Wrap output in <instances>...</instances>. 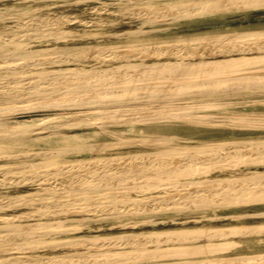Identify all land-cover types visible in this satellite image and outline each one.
Returning <instances> with one entry per match:
<instances>
[{
  "label": "bare ground",
  "instance_id": "6f19581e",
  "mask_svg": "<svg viewBox=\"0 0 264 264\" xmlns=\"http://www.w3.org/2000/svg\"><path fill=\"white\" fill-rule=\"evenodd\" d=\"M220 3V0H202L173 9L194 14L219 8ZM60 5L38 6L40 13L36 16H18L11 20L13 25L0 24V114L16 111L17 107H2L6 102L52 99V103L31 107L58 109L64 115L70 107L81 105L93 111L91 114L99 115L89 117L84 123L45 121L42 132L58 138L54 144L43 145L55 147L45 151H17L4 158L24 160L50 156L70 158L73 162L62 166L54 162L52 167L47 160L17 166L0 164V187L34 190L28 195L6 198L3 204L0 202L1 208L16 209V205L25 204L29 209L22 214L0 215V264H264V253L234 254L241 245L240 238L264 235V225L237 229L226 226L158 229L157 225L181 220L148 216L157 208L154 203L128 196L112 198L113 191L110 192L112 188H118L120 195L137 192L142 182L181 172L191 177L208 176L191 182L195 187L188 194L193 200L187 206L193 209L264 204V143L255 141L246 148L208 149L182 156H177L174 149L165 148L116 159L86 157L92 152L106 154L136 141L150 146H171L180 136L142 139L155 135L140 131L115 133L112 128L134 124L147 128L175 118L206 116L197 108H210V103L220 94L264 89V77H229L232 70L264 61V43L250 44L248 38L252 36H238L229 41H188L172 48L140 47L128 56L127 52L135 50L112 45L94 51L59 52L49 59L28 56L35 43L65 41L71 36L70 31L61 28L63 18L47 13ZM72 19L66 18V22L72 23ZM243 43L248 49L238 48ZM188 44L196 47L187 49ZM222 53L228 54L220 56ZM230 54L236 57L229 58ZM143 103L152 105L133 113L119 112L121 107H138ZM75 127L85 130L75 131ZM25 133L31 132L12 130L10 125L0 123V151L8 149L13 140ZM248 165H255L257 169L248 171ZM215 172L238 175L210 177ZM29 201L38 203L26 205ZM261 216L246 212L222 218ZM111 222L118 232H108L107 224ZM82 249L84 252L79 253Z\"/></svg>",
  "mask_w": 264,
  "mask_h": 264
},
{
  "label": "rangeland",
  "instance_id": "374dc122",
  "mask_svg": "<svg viewBox=\"0 0 264 264\" xmlns=\"http://www.w3.org/2000/svg\"><path fill=\"white\" fill-rule=\"evenodd\" d=\"M133 1L134 0H0V24L9 23L13 25L14 22H11V20L15 17H31L38 15V13H40V11H38V9H40L38 6L45 7L51 4L53 5V3H61L60 6L53 7L47 13L51 16L58 15L63 18L61 28L70 31L71 36L65 41L56 40L49 43H35L34 50L29 51L31 54L28 56L41 59H49L59 52L70 54L75 51H94L96 48L98 49L111 45L116 48H125L124 50H135L133 52H127L125 55L128 56L136 53V50L141 49L140 47L165 46L172 48L188 41H204L206 39L229 41L238 36H252V38H248L250 39V44L255 42L261 46L262 43H264V0H220L221 6L219 8L206 12H196L194 14L181 13L173 8L174 6L184 5L188 2L197 3V1L202 0ZM225 3H228V6ZM110 12L112 14H110ZM16 13L25 14L20 15ZM140 13L142 14L140 15ZM66 18L74 19H72V23H67ZM77 19L78 22L76 21ZM79 20H83V23L87 22V25L83 26L82 22ZM89 20H91V24ZM98 20L99 23L97 22ZM95 22L98 23V25H95ZM195 47L196 46L192 44L186 45L187 49H194ZM238 48L244 50L248 49V46L246 43H243L239 45ZM226 54L228 53H222L220 56ZM232 57H236V55L230 54L229 58ZM178 61H181V59H178ZM263 63L264 61H261L258 64H250V67L245 66L232 70L229 77H247L250 79L262 78L264 77ZM27 73H33V71H27ZM78 98H84V96H79ZM47 100L35 99L33 101L31 99L26 101L20 99L16 100L15 103L6 102L2 105V107L5 108L17 107V109H14L16 110L15 112L13 110H10V112H2L3 114H0V123L10 125L12 130L23 131L27 129L31 133L21 135L18 139L13 140L10 146H7L8 149L1 150L0 164L6 165L8 163L10 164L9 166H17L19 163L21 164L23 162L47 160L49 161L48 166L52 167L54 162H58L61 166L71 161L73 162L70 158L50 156L26 158L24 160H4L5 157L12 153L15 154L17 151H45L48 148L55 147L43 145L50 144L51 142L54 144L56 137L58 138V136H51L46 134V132H42L43 129L41 126L45 121L59 120V122L61 121L63 123H84L89 117H98L99 115V113L91 114L93 111H89L87 107L81 105L70 107L65 113L63 112L64 115H61L62 112L58 111V109L50 110L31 107L50 102L52 103L53 101L52 99ZM176 101L178 100L176 99L171 102L174 103ZM28 102L31 103L27 104ZM150 105H152V103H143L138 107L127 105L121 107L122 111L119 112L126 111L122 114L133 113L134 110V112H136V110L146 108ZM197 110L204 112L203 114H206V116L175 118L166 122H160V124L147 125V128L146 126L141 127L137 124L131 126L121 125L112 128L115 130L113 131L115 133L131 134L140 131L145 134L155 135L154 137L143 136L142 139H154L157 136H167L173 139L180 136V139H174L169 144L171 146H150L146 142L136 141L124 144L117 150H109L106 154L92 152L86 154V157L88 159H94L103 156L108 159H116L120 157L124 158L130 153H149L153 150H162L165 148L174 149L177 156H182L184 154H194L197 151H205L208 149L230 151L235 148H246L250 147L248 145L255 141L264 143V89L251 90L249 92H226L213 99L210 103V108L200 106ZM87 128L91 127L88 126ZM82 129L83 131L85 130L83 127L73 128L75 131H81ZM37 144L39 145L36 146ZM178 160L180 161V159ZM246 169H248V171H254L257 169V166L248 165ZM226 175L236 176L238 174L215 172L210 177ZM207 177L208 176L203 175L191 177L181 172H171L169 175L162 178H154L151 181L142 182L143 184L139 185L140 190L138 189L137 192H127L120 195L119 191H117L119 190L118 188H112L110 192L112 193L113 191L111 195L112 198H122L123 196L124 198L133 197V199H137L140 202L146 203L150 201L154 203L157 208L152 209V212L149 213L148 216L160 219L181 220L179 222L173 221L167 224L157 225L156 227L154 226L158 229L177 230L181 228H208L214 226H226L237 229L244 228V226L252 227L264 225V204L200 209H193V207L187 206L193 200L188 194L189 189L191 190L192 187H195L191 185V182L204 180ZM33 192L34 190L28 187H0V202L3 204L7 199H14ZM37 203L38 201H29L26 205ZM24 205L18 204L16 205L18 206L16 209L0 207V215L6 216L29 212V209L25 208ZM246 212L251 214H262V216L256 218H222L223 215ZM107 227L108 232L112 233V231H117L115 230L117 226L112 224V222L108 223ZM90 230H93V228H90ZM77 241L79 240H75V242ZM239 241L241 245H239L234 254L264 253L263 234L240 238ZM83 252L84 250L82 249L79 253Z\"/></svg>",
  "mask_w": 264,
  "mask_h": 264
}]
</instances>
